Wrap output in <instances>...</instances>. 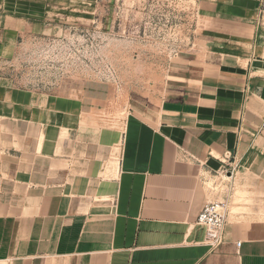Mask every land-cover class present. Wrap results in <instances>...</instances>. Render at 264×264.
I'll list each match as a JSON object with an SVG mask.
<instances>
[{"label":"crops","instance_id":"crops-1","mask_svg":"<svg viewBox=\"0 0 264 264\" xmlns=\"http://www.w3.org/2000/svg\"><path fill=\"white\" fill-rule=\"evenodd\" d=\"M102 1L0 0V63ZM195 18L154 87L0 72L1 264H264V8ZM209 202L227 203L217 245Z\"/></svg>","mask_w":264,"mask_h":264},{"label":"rangeland","instance_id":"rangeland-1","mask_svg":"<svg viewBox=\"0 0 264 264\" xmlns=\"http://www.w3.org/2000/svg\"><path fill=\"white\" fill-rule=\"evenodd\" d=\"M259 2L264 8V0ZM199 3L103 0L56 36V48L26 49L0 63V72L14 78V83L103 78L115 86L154 87L162 84L170 61L193 46ZM64 63L67 76H57Z\"/></svg>","mask_w":264,"mask_h":264},{"label":"built area","instance_id":"built-area-1","mask_svg":"<svg viewBox=\"0 0 264 264\" xmlns=\"http://www.w3.org/2000/svg\"><path fill=\"white\" fill-rule=\"evenodd\" d=\"M58 44L59 42L56 36L37 37L34 40V47L47 51L56 48ZM61 69L57 76H67L68 73L65 70L66 63L63 64ZM198 222L207 227V237L210 244L217 245L221 243L227 222V203L209 202L200 213Z\"/></svg>","mask_w":264,"mask_h":264}]
</instances>
